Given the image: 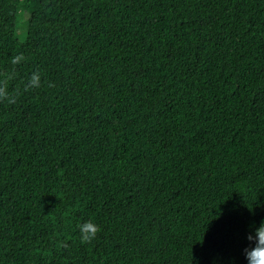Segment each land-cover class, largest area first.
I'll use <instances>...</instances> for the list:
<instances>
[{
    "label": "trees",
    "instance_id": "1",
    "mask_svg": "<svg viewBox=\"0 0 264 264\" xmlns=\"http://www.w3.org/2000/svg\"><path fill=\"white\" fill-rule=\"evenodd\" d=\"M0 90V264H248L264 0H0Z\"/></svg>",
    "mask_w": 264,
    "mask_h": 264
},
{
    "label": "clouds",
    "instance_id": "2",
    "mask_svg": "<svg viewBox=\"0 0 264 264\" xmlns=\"http://www.w3.org/2000/svg\"><path fill=\"white\" fill-rule=\"evenodd\" d=\"M22 56H14L12 58L13 63H19L22 60ZM41 84V77L37 72H33L30 76L27 89L38 88ZM0 102L12 103L13 99L5 91L0 90ZM79 237L81 244L91 243L101 231L100 227L92 220H86L78 224ZM247 239L252 242L249 247L245 248V258L248 264H264V221H262L259 227L255 228V234L249 233Z\"/></svg>",
    "mask_w": 264,
    "mask_h": 264
},
{
    "label": "rangeland",
    "instance_id": "3",
    "mask_svg": "<svg viewBox=\"0 0 264 264\" xmlns=\"http://www.w3.org/2000/svg\"><path fill=\"white\" fill-rule=\"evenodd\" d=\"M26 16L24 15L21 17L20 22H19V27H18V38L19 39H24L27 35V23H26Z\"/></svg>",
    "mask_w": 264,
    "mask_h": 264
}]
</instances>
